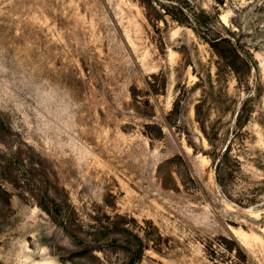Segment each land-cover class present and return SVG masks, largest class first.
<instances>
[{"label": "rangeland", "instance_id": "1", "mask_svg": "<svg viewBox=\"0 0 264 264\" xmlns=\"http://www.w3.org/2000/svg\"><path fill=\"white\" fill-rule=\"evenodd\" d=\"M140 243L264 264V0H0V264Z\"/></svg>", "mask_w": 264, "mask_h": 264}, {"label": "trees", "instance_id": "2", "mask_svg": "<svg viewBox=\"0 0 264 264\" xmlns=\"http://www.w3.org/2000/svg\"><path fill=\"white\" fill-rule=\"evenodd\" d=\"M230 38V37H229ZM228 37H219L215 40L212 41V46L217 49V47L221 44H225L231 51H235L236 52V45L234 43H232V41L229 39ZM44 210L51 215V210L50 208H44ZM57 211V210H56ZM58 215H59V211H57ZM54 219H57V216H53ZM60 218V217H59ZM58 223L60 224V226L62 228H64V230L66 229V231L68 232L69 227L67 226L66 222L62 219H59ZM142 252H143V247L142 244H138L137 249L134 250L133 255L131 257L130 263L128 264H135L137 262L138 259H140V257L142 256Z\"/></svg>", "mask_w": 264, "mask_h": 264}]
</instances>
